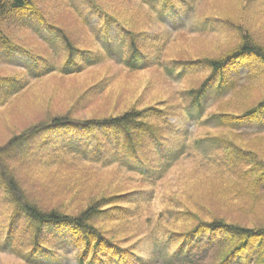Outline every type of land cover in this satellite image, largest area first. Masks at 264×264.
Segmentation results:
<instances>
[{
    "label": "trees",
    "instance_id": "obj_1",
    "mask_svg": "<svg viewBox=\"0 0 264 264\" xmlns=\"http://www.w3.org/2000/svg\"><path fill=\"white\" fill-rule=\"evenodd\" d=\"M40 1L0 0V63L21 61L29 76L57 69L13 37L19 27L35 28L42 23L49 26L47 32L59 40L66 55L59 67L61 74H76L98 62V55L79 49L64 30L47 21ZM180 3L181 0H159L157 10L162 16L167 13L172 16ZM105 31V26L102 33L99 31L104 51L110 56L120 55L118 45ZM115 38L124 44L125 55L120 60L127 68L138 70L157 64L158 56L153 57L149 52L152 47L142 45L136 37L125 33L116 34ZM250 60L259 64L256 72L264 75V46L243 33L231 51L201 59L209 74L199 88L187 91L190 104L186 115L205 126L224 130L220 136L195 139L193 146L201 150L215 144L223 152L225 163L231 165L236 161L244 165L240 170L244 172L246 191L235 185L222 188L227 204L247 195H254L257 200L256 196L264 188V157L249 149V141H245L248 143L244 146L242 143L245 138L255 140L256 135H264V97L238 114L234 113L235 107L202 117L205 104L212 97L222 95L234 82L229 77L238 70L236 65L247 67ZM166 68V72L173 75L176 67ZM24 87L23 79L0 72V107ZM168 132H171V124L162 109L130 107L117 115L88 119L56 114L11 135L0 145V253H10L24 264H264V223L254 221L251 225H242L217 216L208 221L200 219L187 233L177 237L171 232L165 241L150 245L148 252L135 253L136 249L122 243V237L115 239L111 231L114 228L106 227V223L116 222L125 228L122 232H127L135 225L126 207L132 202L130 193L117 190L122 181L109 183L107 180L106 191L102 189L96 195L80 194L85 188L84 170H89L84 168L87 166L78 167L76 157L105 167L118 163L128 172L151 179L157 161L158 167L166 170L184 155V145L167 148L162 142ZM50 166H55L56 170L48 171L47 180L40 169ZM226 168L224 166L226 173L231 172ZM60 170L66 171L65 176L73 175L62 184L70 200L55 204L43 202L46 197L40 193L47 195L52 186L58 188L52 177ZM111 187L114 190L109 191ZM76 199L79 202L71 204ZM66 202H71L67 203L70 210ZM117 232L120 230H116L115 235Z\"/></svg>",
    "mask_w": 264,
    "mask_h": 264
},
{
    "label": "rangeland",
    "instance_id": "obj_2",
    "mask_svg": "<svg viewBox=\"0 0 264 264\" xmlns=\"http://www.w3.org/2000/svg\"><path fill=\"white\" fill-rule=\"evenodd\" d=\"M158 2L41 0L40 7L47 21L64 30L73 45L98 55V62L76 74H61L59 67L66 55L59 40L47 32L49 26L42 23L35 28L19 27L13 37L57 69L29 76L21 61L0 63V72L25 82V87L0 107V145L11 135L56 114L88 119L117 115L130 107H156L167 113L171 132L164 135L162 142L167 148L184 145V155L166 170H161L157 161L151 179L128 172L118 163L105 167L81 157L74 159L78 167L87 166L84 168L89 170H84L87 176L80 194L96 195L102 189L106 191L107 180L110 183L117 179L122 181L118 193H130L132 202L126 207L131 213L129 219L135 222L129 228L131 231L122 232L125 228L116 222H108L106 227L114 228L111 231L115 239L122 237V243L136 249L135 253L148 252L150 245L165 241L171 232L177 237L187 233L200 219L208 221L217 216L242 225H251L254 221L264 223V188L256 196L257 200L254 195H247L237 197L231 204L224 202L226 195L221 193L222 188L235 185L246 191L244 172L240 170L244 165L236 161L231 165L225 163L223 152L215 144L201 150L193 146L195 139L220 136L224 130L205 126L200 120L188 117L185 111L190 104L187 91L199 88L209 74L201 59L231 51L243 33L264 46V0H181L173 15L167 13L164 17L157 10ZM103 26L111 41L118 45L120 55L110 56L104 51L99 32H103ZM125 33L136 37L142 45L152 47L149 52L153 57L158 56L157 64L138 70L124 66L120 60L125 55L124 44L117 42L115 35ZM258 65L253 60L247 67L237 64L238 70L229 77L234 82L222 95L212 97L205 104L202 119L235 107L234 113L238 114L260 101L264 97V75L256 72ZM167 66L176 67L173 75L166 72ZM242 143L243 146L248 143L251 151L264 157V135H256L255 140L245 138ZM221 164L224 165L217 166ZM224 166L231 172L226 173ZM54 168L40 170L48 180V171L56 170ZM65 174L63 170L53 174L58 188L52 186L47 195L40 193L46 197L43 202L55 204L70 200L62 184L73 175ZM112 190L113 187L109 188ZM78 202L76 199L70 203ZM67 203L70 204L66 202V208L70 210ZM116 230L120 233L115 235ZM0 264L24 263L10 253H0Z\"/></svg>",
    "mask_w": 264,
    "mask_h": 264
}]
</instances>
